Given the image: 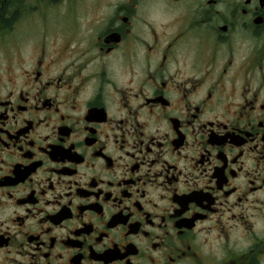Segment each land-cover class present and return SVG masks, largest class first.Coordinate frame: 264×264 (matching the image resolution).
<instances>
[{
  "label": "flooded vegetation",
  "instance_id": "1",
  "mask_svg": "<svg viewBox=\"0 0 264 264\" xmlns=\"http://www.w3.org/2000/svg\"><path fill=\"white\" fill-rule=\"evenodd\" d=\"M64 3L0 0V264H264V0Z\"/></svg>",
  "mask_w": 264,
  "mask_h": 264
},
{
  "label": "rangeland",
  "instance_id": "2",
  "mask_svg": "<svg viewBox=\"0 0 264 264\" xmlns=\"http://www.w3.org/2000/svg\"><path fill=\"white\" fill-rule=\"evenodd\" d=\"M40 2V9L42 10H49V9H62L64 8V3L65 0H59L60 2L57 3H53L54 0H38ZM32 2L27 1L25 3V11L28 12V8H32L30 7V4ZM32 6V5H31ZM24 20V24H23V28H22V32H23V36L25 37V41L32 39L34 40V38L40 33L41 30V24H39L36 20L34 21V17H32L29 20L28 15L25 16ZM30 22V24L28 23ZM38 23V26H37Z\"/></svg>",
  "mask_w": 264,
  "mask_h": 264
}]
</instances>
